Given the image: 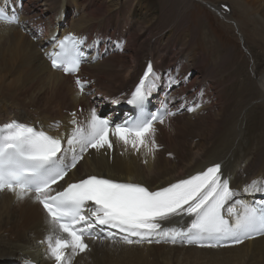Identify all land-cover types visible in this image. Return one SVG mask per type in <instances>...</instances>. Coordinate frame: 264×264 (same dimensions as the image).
<instances>
[{
    "label": "bare ground",
    "instance_id": "bare-ground-1",
    "mask_svg": "<svg viewBox=\"0 0 264 264\" xmlns=\"http://www.w3.org/2000/svg\"><path fill=\"white\" fill-rule=\"evenodd\" d=\"M16 1L0 0V7L8 8L10 2ZM24 1L45 7L34 13L27 9V15L35 18L51 21L65 13L67 32L105 33L115 28L123 35L126 31L129 46L136 47L135 51L134 48L133 52L104 58L83 70L85 76L95 80L96 93L107 101L121 100L141 73L144 62L151 58L157 60L155 66L159 70L175 62L184 75L194 73L190 85L199 92L196 81L213 88L212 93L204 94L199 112L166 119L157 126L155 138L161 151L148 154L142 147L137 155L145 158L138 161L131 150L119 144L122 156L115 151L109 163L102 156L92 155L75 169L70 182L97 175L144 184L155 190L218 163L221 171L228 174L230 186L245 198L244 186L264 178V57L251 56L252 67L247 71L235 69L233 81L224 88L215 78L208 83L206 80L216 68L202 71L207 61L206 56L198 57L200 26L193 25L194 30L190 31L186 27L185 33H180L190 17L187 9L191 0ZM224 1L242 17L244 24L251 26L253 37L264 43V0ZM242 30L245 34L246 30ZM37 47L15 27L0 23V125L16 119L50 134L57 130L56 135L64 139L67 148L66 141L73 130L68 113L77 106L91 105L80 96L69 77L49 68ZM171 49L177 51L176 55L165 52ZM162 53L166 54L160 57ZM47 219L31 196L21 201L7 190L0 193V264H14L16 260L20 263L30 257L42 264L49 262L46 245L38 244L49 232ZM180 224L172 221L167 227ZM90 248V253L75 264H212L215 258L236 264H264V237L228 248L101 241H90Z\"/></svg>",
    "mask_w": 264,
    "mask_h": 264
},
{
    "label": "snow or ice",
    "instance_id": "snow-or-ice-1",
    "mask_svg": "<svg viewBox=\"0 0 264 264\" xmlns=\"http://www.w3.org/2000/svg\"><path fill=\"white\" fill-rule=\"evenodd\" d=\"M0 22L19 24V17L0 7ZM53 39L58 51L48 53L52 67L65 74L77 73L84 56L80 48L84 40L73 34ZM159 79L149 62L127 103L143 111ZM171 82L179 83L175 79ZM88 83L77 76L79 94H84ZM173 115L166 112L112 125L95 108L90 110L86 124L79 123L72 113L70 123L75 127L67 138V148L61 138L15 120L0 128V191L14 193L21 201L31 196L43 206L49 232L41 243L54 264H72L76 256L89 251L86 240L99 238L97 228L124 233L123 242L129 245L153 240L160 243L164 238L176 243L180 237L188 244L217 248L226 246L227 241L238 245L264 236V202L236 199L240 193L230 186V178L223 175L218 163L155 191L96 175L61 186L62 190L54 187L65 180L89 149H112V138L126 149L139 152L143 147L154 154L159 148L155 123L163 124L166 116ZM242 191L264 194V179L252 180ZM185 216L192 218L186 228L165 227L162 223Z\"/></svg>",
    "mask_w": 264,
    "mask_h": 264
},
{
    "label": "rangeland",
    "instance_id": "rangeland-1",
    "mask_svg": "<svg viewBox=\"0 0 264 264\" xmlns=\"http://www.w3.org/2000/svg\"><path fill=\"white\" fill-rule=\"evenodd\" d=\"M220 3L227 4L230 7V4H228L224 0H193V3L191 1L190 7L187 9L190 19L188 18L187 20L188 24L187 22H185V27L180 33L184 34L185 31L183 30L186 29V27L189 28L190 31L194 30V26H200L198 39L200 51L198 53V56H206L207 61V63L202 67L203 69H201L204 72L210 68H216L214 75L212 77H209V79H207L206 81L210 83V78H215V80L220 83L222 88H224L225 85L233 81L232 74L235 69H244L247 71L248 68L252 67L250 66L251 64L253 65L251 56L259 55L261 57H264V48H262V46H264V43L263 41L253 37L252 32H250L249 30L251 26L244 24V21L241 19L242 17H240L234 10L233 12H230L232 14L226 16L228 17L226 19L229 20L228 22H226V19L217 18L211 11L205 8L208 7L213 12H217V9L214 10L213 5L217 7ZM38 4L32 5V9H29V12L34 13L38 12L40 9L45 10L44 6L39 7ZM38 15H40V13H38ZM242 28L246 30L244 31L245 34L243 33ZM206 34H209L208 37H206ZM241 37H243V39ZM132 50L135 51L136 47H132L131 52H133ZM165 52H167L171 56L176 55L173 53L177 51L173 52L171 50L169 52L168 50ZM227 53H229V55H227ZM165 54L166 53H162L160 57H163ZM154 60L155 62L157 61L156 59ZM205 67L207 68L205 69ZM144 158L145 155H136V159L138 161H142L144 160ZM212 264L236 263L234 261L227 262L226 260L222 261L221 259L215 258V262L212 261Z\"/></svg>",
    "mask_w": 264,
    "mask_h": 264
}]
</instances>
